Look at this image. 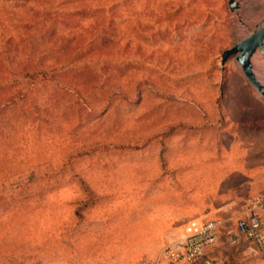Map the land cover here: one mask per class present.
Segmentation results:
<instances>
[{
	"label": "rangeland",
	"instance_id": "374dc122",
	"mask_svg": "<svg viewBox=\"0 0 264 264\" xmlns=\"http://www.w3.org/2000/svg\"><path fill=\"white\" fill-rule=\"evenodd\" d=\"M237 1L0 0V264H155L216 163L251 167L220 193L264 196V99L223 64L264 0ZM232 228L213 254L264 264Z\"/></svg>",
	"mask_w": 264,
	"mask_h": 264
},
{
	"label": "built area",
	"instance_id": "2783aa9c",
	"mask_svg": "<svg viewBox=\"0 0 264 264\" xmlns=\"http://www.w3.org/2000/svg\"><path fill=\"white\" fill-rule=\"evenodd\" d=\"M224 219H192L185 225L184 234L163 247L155 264H227L223 258L212 256ZM227 241L236 246L247 243L250 252L264 262V199L252 197L237 219L236 229L228 231Z\"/></svg>",
	"mask_w": 264,
	"mask_h": 264
},
{
	"label": "crops",
	"instance_id": "0c3cea01",
	"mask_svg": "<svg viewBox=\"0 0 264 264\" xmlns=\"http://www.w3.org/2000/svg\"><path fill=\"white\" fill-rule=\"evenodd\" d=\"M248 159V158H246ZM229 161V160H228ZM215 164V162H212V165ZM250 164L247 161L241 160V162H235V161H229L226 162L225 167H219L218 163H216V167L214 165L215 170H212L211 172V178H212V186L218 187V189L212 188L210 191V198L209 199H202V195L199 194L197 191V186L203 184V179L201 174V177L199 174H195V183L194 188L188 190V198L190 203L194 202L195 207L191 209H186V200L185 204L180 206V212L182 214H179V218H185V219H224L226 221V224L228 222H231L233 225L232 230L236 229V222L237 219L241 216L243 210L246 208L247 203L251 199L249 195H244L243 193L235 192L234 188H226L225 193L219 192V187L224 186L228 187L230 185H242L245 186V184H248L250 181V174L248 171L250 170ZM186 169V167H185ZM196 169V168H195ZM219 169L224 170L226 169L228 172H226L225 176H220L218 174ZM179 171H182L183 168H178ZM214 171V172H213ZM214 174V175H213ZM181 175V173L179 174ZM216 181V182H215ZM246 181V183H245ZM261 196L264 199V196ZM189 220L184 222L183 225H181L180 230L177 232V237L179 238L184 234L185 231V225ZM225 230V229H224ZM226 235V232H221L219 242L217 245L212 249V256L215 258H220L218 255L213 254L214 250H217L219 248L220 241L222 237ZM175 238V239H176ZM246 244L247 243H243ZM248 247V245H247ZM257 258L259 257L256 255ZM260 258V257H259ZM261 260V258H260ZM161 264H166L165 261H161Z\"/></svg>",
	"mask_w": 264,
	"mask_h": 264
},
{
	"label": "water",
	"instance_id": "95a60500",
	"mask_svg": "<svg viewBox=\"0 0 264 264\" xmlns=\"http://www.w3.org/2000/svg\"><path fill=\"white\" fill-rule=\"evenodd\" d=\"M238 6L237 0H230V7L233 11ZM257 51H260L264 55V25L260 26L248 37L239 41L233 48L227 50L223 55V64L231 56H235L236 61L241 65L245 78L264 99V84L256 76L252 63V59Z\"/></svg>",
	"mask_w": 264,
	"mask_h": 264
},
{
	"label": "trees",
	"instance_id": "16d2710c",
	"mask_svg": "<svg viewBox=\"0 0 264 264\" xmlns=\"http://www.w3.org/2000/svg\"><path fill=\"white\" fill-rule=\"evenodd\" d=\"M34 1L35 0H16L15 4L12 5V7H15L16 8V6H19V7L20 6H25V5H28V4L32 3V2H34ZM38 9H43V7L42 6H38ZM42 21H44V23H46V25L48 24L47 19H42Z\"/></svg>",
	"mask_w": 264,
	"mask_h": 264
}]
</instances>
